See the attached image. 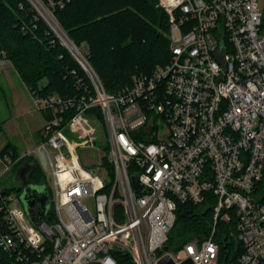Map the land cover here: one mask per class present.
<instances>
[{"label":"built area","instance_id":"1","mask_svg":"<svg viewBox=\"0 0 264 264\" xmlns=\"http://www.w3.org/2000/svg\"><path fill=\"white\" fill-rule=\"evenodd\" d=\"M29 1L90 83L79 76L75 95L31 92L46 122L42 143L28 153L37 159L19 174L29 181L44 152L53 195L50 207L36 202L31 215L22 191L0 187V264H120L119 253L134 264L167 256L217 264L212 234L177 250L168 245L179 205L202 204L207 193L215 198L213 231L236 215L239 262L264 264L260 0H158L169 18L170 59L115 92L56 17V6L71 0ZM82 149L97 150L96 160L85 164ZM26 156L5 152L2 174Z\"/></svg>","mask_w":264,"mask_h":264},{"label":"trees","instance_id":"2","mask_svg":"<svg viewBox=\"0 0 264 264\" xmlns=\"http://www.w3.org/2000/svg\"><path fill=\"white\" fill-rule=\"evenodd\" d=\"M157 2L71 0L63 7L57 5L55 14L69 37L77 45L86 46L87 56L106 90L115 92L132 84L135 76L151 74L170 59L169 18ZM53 39L46 22L36 19L29 0H0V60L5 57L11 61L30 92L41 96L81 93L77 85L79 76L87 84L89 79L70 52L57 39L52 43ZM10 150L18 156L10 143L4 145L0 154ZM42 177L37 166L29 181L35 184ZM206 195L208 198L202 204L179 205L168 245L177 250L193 238L212 234L220 246L217 264H241L243 247L233 235L236 215L230 222L219 219L213 231L215 198L210 193ZM116 255L120 264H134L129 254Z\"/></svg>","mask_w":264,"mask_h":264},{"label":"rangeland","instance_id":"3","mask_svg":"<svg viewBox=\"0 0 264 264\" xmlns=\"http://www.w3.org/2000/svg\"><path fill=\"white\" fill-rule=\"evenodd\" d=\"M261 8L264 11V0H260ZM86 47V46H84ZM4 61V60H3ZM46 122V112L36 108L32 94L19 73L15 70L10 60L0 62V150L4 145L10 143L18 153V156L26 155L20 163L11 166L2 174L6 162L0 154V187L7 191L22 190L23 181L19 174V167L26 161L36 160L37 157L28 153L34 151L43 141L42 128ZM103 145V143H102ZM97 143L98 147H102ZM106 147V146H105ZM82 160L90 164L96 160L98 151L95 149L80 150ZM100 154V152H99ZM14 159V157H13ZM38 166L42 172V179L45 186L53 195L49 172L38 159ZM35 183L39 186L41 181ZM92 206L93 203L89 202Z\"/></svg>","mask_w":264,"mask_h":264},{"label":"water","instance_id":"4","mask_svg":"<svg viewBox=\"0 0 264 264\" xmlns=\"http://www.w3.org/2000/svg\"><path fill=\"white\" fill-rule=\"evenodd\" d=\"M218 57L223 60L224 59V51L220 50L218 53ZM40 161L45 169H47V161L45 157V153H40ZM96 171V170H95ZM51 180V175L48 176ZM23 192L21 193L22 200L25 204L26 210L29 214L33 215L32 206L35 205L37 201L41 202L44 207H50V195L47 187L45 186V182L40 184L39 186H35L33 183H28L24 185ZM165 249H169V246H165ZM159 264H174L172 260L167 256L160 260ZM182 264H194L191 259L185 260Z\"/></svg>","mask_w":264,"mask_h":264},{"label":"flooded vegetation","instance_id":"5","mask_svg":"<svg viewBox=\"0 0 264 264\" xmlns=\"http://www.w3.org/2000/svg\"><path fill=\"white\" fill-rule=\"evenodd\" d=\"M20 174H21L20 177H21V179H22L24 185H26V184H28V183H32L31 181H25V179L22 178V177H23V172H21ZM42 183H43V182H42ZM42 183H41V184H42ZM33 184H34V183H33ZM24 185H23V187H24ZM23 187H22V189H23ZM22 192H23V190H22ZM22 192H21V193H22ZM21 198H22V197H21ZM37 202H39V201H37Z\"/></svg>","mask_w":264,"mask_h":264}]
</instances>
